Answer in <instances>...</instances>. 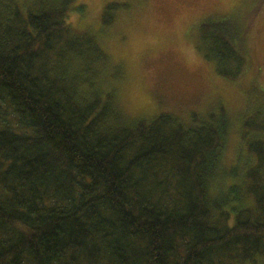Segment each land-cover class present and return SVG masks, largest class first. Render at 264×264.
<instances>
[{
    "label": "trees",
    "instance_id": "trees-1",
    "mask_svg": "<svg viewBox=\"0 0 264 264\" xmlns=\"http://www.w3.org/2000/svg\"><path fill=\"white\" fill-rule=\"evenodd\" d=\"M76 1L0 0V264H264V107L229 170L222 106L130 119L99 76L121 5L97 35L69 25ZM248 30L206 19L196 49L237 82Z\"/></svg>",
    "mask_w": 264,
    "mask_h": 264
},
{
    "label": "rangeland",
    "instance_id": "rangeland-1",
    "mask_svg": "<svg viewBox=\"0 0 264 264\" xmlns=\"http://www.w3.org/2000/svg\"><path fill=\"white\" fill-rule=\"evenodd\" d=\"M107 3L121 6L99 35L110 61L99 74L102 87L114 89L118 107L132 120L172 114L187 122L193 113L222 106L230 121L223 155L229 170L240 150L242 117L264 107V0H77L84 10L72 12L69 25L98 35ZM230 15L249 24L252 70L237 82L219 77L196 49L199 24Z\"/></svg>",
    "mask_w": 264,
    "mask_h": 264
}]
</instances>
